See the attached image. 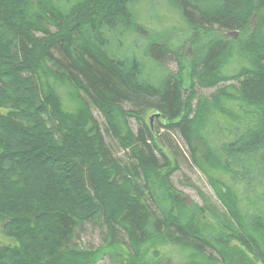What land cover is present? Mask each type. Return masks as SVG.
Masks as SVG:
<instances>
[{"label":"trees","instance_id":"16d2710c","mask_svg":"<svg viewBox=\"0 0 264 264\" xmlns=\"http://www.w3.org/2000/svg\"><path fill=\"white\" fill-rule=\"evenodd\" d=\"M144 1L157 0H0V232L14 241L0 243V264H141L163 241L206 264H225L235 241L264 264L250 247L252 232L264 237V0H167L187 28L166 31L140 21ZM51 79L76 91L72 107ZM150 111L222 214L176 189ZM89 226L102 235L94 250L76 244ZM172 261L186 264H157Z\"/></svg>","mask_w":264,"mask_h":264},{"label":"rangeland","instance_id":"374dc122","mask_svg":"<svg viewBox=\"0 0 264 264\" xmlns=\"http://www.w3.org/2000/svg\"><path fill=\"white\" fill-rule=\"evenodd\" d=\"M148 1L142 2L143 4L139 10V19L141 22H146L150 24L152 28H161L162 31H166L169 29H181L187 28V26L182 22L181 18L178 17L176 11L173 7H171L170 3L167 0H157L154 3H146ZM97 10V9H96ZM231 33V32H230ZM233 33V32H232ZM221 34V33H220ZM213 35L216 34H208L203 36L205 41H209ZM228 37L230 36L229 33L226 34ZM185 51L186 57H192V47L186 49ZM169 69L176 73L178 71V65L174 62L169 64ZM185 69L182 71L183 78L186 80L185 86L183 87V97L184 101L191 100V89L189 88L190 80H189V72H190V64L187 61L185 63ZM52 86L56 92H61L65 103L72 107L71 104V92H76L68 83L63 82V84H57V81L52 80ZM61 82V81H59ZM73 90V91H72ZM216 93V89L211 90H200L199 94L193 98V105L197 107L202 98H209L211 95ZM78 105L79 110L82 108V104L76 103ZM237 105V104H236ZM74 106V105H73ZM194 107V108H195ZM224 106H222L223 108ZM68 108V107H67ZM233 112L241 113V107H232ZM254 112V109L248 108L247 114L251 116ZM93 113L96 119L101 123L104 124L105 120L103 115L97 108H93ZM156 114L155 111L147 112V115L144 116L147 123L153 127L155 131V136L158 135L159 139L158 142L160 144V148L168 151L169 157L173 159V161L177 164L178 171L172 177V182L176 189L184 196L185 200L190 206L194 204L204 206L205 203H209L212 205L217 206V213L222 214L223 210L220 205V201L218 200L217 196L215 195L214 190L211 188L210 184L208 183V179L196 168L193 166L189 155H187V148L184 146L181 138L175 134L171 136V134H167L168 130L164 127L166 121L161 120L160 118H154L151 124V118ZM243 117L242 114H240ZM46 119V118H45ZM160 119V120H159ZM137 122L134 120L132 122V127L136 132L138 130V126L136 125ZM231 124V123H230ZM109 144H114L116 148L117 155L121 152L120 148L117 147V144L114 142L112 138L108 139ZM177 148V149H175ZM176 151V153H175ZM187 155V156H185ZM119 156V155H118ZM123 157V156H119ZM177 157V160H176ZM178 161L180 164H178ZM101 232L96 230L94 227H87L85 228L78 240L77 246H86L87 248L94 250L99 247L102 243L101 240ZM252 241H251V249L255 254H259L260 252L263 253L264 251V237L261 233H254L252 232ZM0 243L2 244H14V241L4 234L0 232ZM123 249L121 246H116L114 250ZM254 253H251L246 247L242 246L240 243L235 241H229L227 243V257L225 264H260L256 261ZM164 257H173L175 261H184L186 264H206L205 260L201 255H196L195 252L182 248L180 246H176L169 242H160L157 243L147 251L144 255L141 264H157ZM5 264H13L11 262H7ZM96 264H113L109 258H106L102 261L97 262ZM171 264H174L172 261ZM214 264H222V263H214Z\"/></svg>","mask_w":264,"mask_h":264},{"label":"water","instance_id":"95a60500","mask_svg":"<svg viewBox=\"0 0 264 264\" xmlns=\"http://www.w3.org/2000/svg\"><path fill=\"white\" fill-rule=\"evenodd\" d=\"M239 32H234V33H231L230 35L231 36H233V37H235L236 39L239 37ZM160 117V115L159 114H155L152 118H151V124H152V122H153V119L154 118H159Z\"/></svg>","mask_w":264,"mask_h":264},{"label":"bare ground","instance_id":"6f19581e","mask_svg":"<svg viewBox=\"0 0 264 264\" xmlns=\"http://www.w3.org/2000/svg\"><path fill=\"white\" fill-rule=\"evenodd\" d=\"M232 33V32H231ZM231 33H229V34H231ZM234 33V32H233ZM231 36V35H230ZM233 38H235V37H233ZM236 39V38H235ZM151 120V119H150ZM151 128L153 129V127L151 126ZM207 260H208V258H207ZM208 264H211V261H208Z\"/></svg>","mask_w":264,"mask_h":264}]
</instances>
